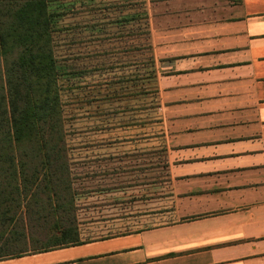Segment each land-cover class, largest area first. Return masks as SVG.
<instances>
[{
    "label": "crops",
    "instance_id": "1",
    "mask_svg": "<svg viewBox=\"0 0 264 264\" xmlns=\"http://www.w3.org/2000/svg\"><path fill=\"white\" fill-rule=\"evenodd\" d=\"M51 8L55 56L70 52L57 68L71 82L66 140L88 228L80 245L0 264H264V0ZM111 11L143 26L123 37L132 75L113 84Z\"/></svg>",
    "mask_w": 264,
    "mask_h": 264
},
{
    "label": "trees",
    "instance_id": "2",
    "mask_svg": "<svg viewBox=\"0 0 264 264\" xmlns=\"http://www.w3.org/2000/svg\"><path fill=\"white\" fill-rule=\"evenodd\" d=\"M51 0H0V261L81 244Z\"/></svg>",
    "mask_w": 264,
    "mask_h": 264
},
{
    "label": "rangeland",
    "instance_id": "3",
    "mask_svg": "<svg viewBox=\"0 0 264 264\" xmlns=\"http://www.w3.org/2000/svg\"><path fill=\"white\" fill-rule=\"evenodd\" d=\"M110 4H111L110 9H111L112 6H114V5H113V3H110ZM51 11H53V10H51ZM114 11H111L109 13V20H110V22H109V25H110L109 40H110V43H109V49H108L109 50V60L106 61V62H108L109 68L111 71L110 75H109L110 76L109 77L110 84H113L114 82L116 83L117 79H120V80L123 79V76H124L123 74H125V77L131 76L132 72H133L132 71L133 69L131 68L132 62H134V61L138 62V60H139L138 55H134V54H132V52H129L130 50L128 48L133 47V42H131L129 39L123 40V37L132 36L133 33L138 34L140 31L143 33V26L142 25L134 27L133 23H128V24L123 23V20H122L123 16L127 15V18H128V17H130L131 13L126 14L123 12L118 13V12H114ZM97 16L100 18L101 14H97ZM105 16H106V14H104V18H105ZM118 19H120L119 23H117ZM62 20L65 21L66 19H62ZM133 21L134 20H132V22ZM55 22H57V23L55 25L56 29H55V33L53 35H55L57 31L59 33V28H60L58 18H56ZM65 24L66 23H64L63 26H66ZM58 33H57V35H59ZM104 36H105V32H104ZM54 41H58V39L54 38ZM104 49H105V46H104ZM81 50H83V47H81ZM72 52L74 53L75 50L71 49V54L73 56L74 54ZM68 54L70 56V52H67V53L64 52L63 54H61V55L59 54V56L58 55H56V56L59 60L60 57H62L63 55L68 56ZM123 62H125L124 63L125 68L121 64ZM104 66H105V62H104ZM120 67H121V69H120L121 73L118 74L116 69H118ZM59 71H62V70H59ZM60 77H59V80H60ZM58 84L62 90L61 91L62 96H63V99L61 98L62 103L65 105L68 103L67 106H69L70 105V101H69L70 100V89H69V87L71 86V82H69L66 79L61 78V80L58 82ZM116 87L117 86H113V89ZM113 89L111 87V90H113ZM126 96L132 97V91H129L128 88L126 89ZM126 102H127V109L132 107L133 98H131V99L127 98ZM66 111H69V108H67ZM66 115H68V114H66ZM64 119H65V130H66V133H68L70 119H69V117L68 118L64 117ZM66 139H67V137H66ZM66 144H67V140H66ZM67 147H68V144H67ZM78 190H80V189H78ZM80 191L84 192V190H82V189ZM76 195H77V193H76ZM82 195H84V194H82ZM75 207H76L75 215H76V221L78 224V226H77L78 230L81 231L82 233H85L87 228H88V226H87L88 217H87V212H86V207H85V200H84L83 196H81V197L75 196ZM81 239L87 241V240H90L93 238L82 236Z\"/></svg>",
    "mask_w": 264,
    "mask_h": 264
}]
</instances>
